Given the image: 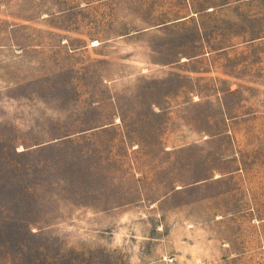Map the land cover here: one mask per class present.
Here are the masks:
<instances>
[{
    "label": "rangeland",
    "instance_id": "obj_1",
    "mask_svg": "<svg viewBox=\"0 0 264 264\" xmlns=\"http://www.w3.org/2000/svg\"><path fill=\"white\" fill-rule=\"evenodd\" d=\"M0 259L264 264V0H0Z\"/></svg>",
    "mask_w": 264,
    "mask_h": 264
},
{
    "label": "trees",
    "instance_id": "obj_2",
    "mask_svg": "<svg viewBox=\"0 0 264 264\" xmlns=\"http://www.w3.org/2000/svg\"><path fill=\"white\" fill-rule=\"evenodd\" d=\"M0 264H14L13 262H9V261H1L0 259ZM19 264H48L46 262H39V261H33L32 263H19ZM55 264V263H52Z\"/></svg>",
    "mask_w": 264,
    "mask_h": 264
}]
</instances>
